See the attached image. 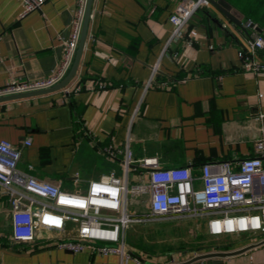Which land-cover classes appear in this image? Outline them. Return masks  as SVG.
<instances>
[{
    "label": "crops",
    "instance_id": "1",
    "mask_svg": "<svg viewBox=\"0 0 264 264\" xmlns=\"http://www.w3.org/2000/svg\"><path fill=\"white\" fill-rule=\"evenodd\" d=\"M181 1L93 0L81 62L65 86L80 83L82 90L68 95L64 87L0 103V140L19 147L20 168L28 171L31 165L38 178L81 192L108 172L83 177L75 166L81 149L104 157L106 167H118L111 170L117 172L120 162L103 149L128 141L135 159L157 156L164 168L190 165L195 173L206 162L254 155L264 135V70L244 66L239 50L247 46V32L209 3L165 51L173 29L170 15ZM226 1L244 21L246 10L262 4ZM76 2L46 0L21 18L20 0H0V86L51 73L62 57ZM174 52L178 58L171 57ZM29 138L32 143L25 146ZM71 233L39 228L34 240L15 241L10 205L0 198V264L121 263L120 255L61 247ZM239 240L241 246L225 251L250 242L244 235ZM167 260L145 258L141 264ZM225 262L264 264V251L255 248ZM124 264L136 263L126 259Z\"/></svg>",
    "mask_w": 264,
    "mask_h": 264
},
{
    "label": "built area",
    "instance_id": "2",
    "mask_svg": "<svg viewBox=\"0 0 264 264\" xmlns=\"http://www.w3.org/2000/svg\"><path fill=\"white\" fill-rule=\"evenodd\" d=\"M45 2L20 0L21 18L40 10ZM87 2L77 0L62 57L51 73L34 80L13 79L0 86V98L45 90L66 78L77 54ZM207 4L208 0H184L176 6L170 15L173 29L165 51L184 37L191 18ZM252 23L250 19L243 22L248 38L239 54L246 69L258 72L264 70V35L255 29L256 23L251 27ZM171 57L178 58L179 52ZM156 71L157 67L153 75ZM64 90L69 95L81 91L82 85L75 83ZM31 143L29 138L24 145ZM103 151L120 162L121 171L105 173L90 181L85 191L73 192L33 175L31 165L28 171L20 168L19 147L0 140V198L10 205L13 239L32 241L39 228H69L71 236L60 242L61 247L74 252L90 248L103 255H120V264L126 259L141 264L127 243V231L134 224L198 220L213 237L246 235L250 240L246 246L256 245L264 251V135L256 141L254 155L237 162H206L199 173L190 165L164 168L157 156L135 159L130 141L124 147L109 145ZM210 252L174 255L164 264H181ZM201 263L207 264H195Z\"/></svg>",
    "mask_w": 264,
    "mask_h": 264
},
{
    "label": "rangeland",
    "instance_id": "3",
    "mask_svg": "<svg viewBox=\"0 0 264 264\" xmlns=\"http://www.w3.org/2000/svg\"><path fill=\"white\" fill-rule=\"evenodd\" d=\"M254 18L263 21L264 11H260V18ZM105 161L104 157L97 156L92 150L81 149L77 154L75 166L79 168L83 177L104 168H107L108 172L113 168L119 170L118 167L108 169ZM244 236L245 241H248L249 237ZM243 242L239 237H213L207 232L205 224L198 220L159 222L152 225L134 224L127 231L129 251L139 255L143 262L144 257L169 259L174 255L191 256L216 250L225 251L237 248Z\"/></svg>",
    "mask_w": 264,
    "mask_h": 264
},
{
    "label": "water",
    "instance_id": "4",
    "mask_svg": "<svg viewBox=\"0 0 264 264\" xmlns=\"http://www.w3.org/2000/svg\"><path fill=\"white\" fill-rule=\"evenodd\" d=\"M210 4H212L214 7H216L225 17L230 19L233 23H235L237 26L243 28V22H244V17L243 15L236 9L233 8V6L226 0H208ZM92 7H93V0H88L87 2V7H86V13H85V19L83 23V28H82V34H81V39L79 42L77 54L74 60V63L72 65V68L69 72V74L66 76V78L60 82L59 84L45 89V90H39V91H33V92H28V93H23V94H17V95H11V96H6V97H1L0 98V103L5 102V101H10V100H15V99H22V98H27V97H33V96H38V95H43L47 93H51L57 90H60L64 88L70 81L75 77L78 67L81 62V57L82 53L85 47V43L87 40L88 36V29H89V22L91 19V14H92ZM255 23L251 24V27H253ZM255 29L260 33L264 35V29L261 28L260 26L256 25ZM256 248V245H249L246 247H243L241 249L235 250V251H216V252H210L204 255H201L197 257L196 259L190 260L183 262L181 264H195L199 261H207V264H226L225 259L246 253L249 250H252Z\"/></svg>",
    "mask_w": 264,
    "mask_h": 264
},
{
    "label": "trees",
    "instance_id": "5",
    "mask_svg": "<svg viewBox=\"0 0 264 264\" xmlns=\"http://www.w3.org/2000/svg\"><path fill=\"white\" fill-rule=\"evenodd\" d=\"M262 4H258V5H253V8L248 9L245 11V14H247V20L250 19L252 20L254 23H256L258 26H260L261 28L264 29V20H255L254 17H259L260 18V11H264V0H261ZM258 18V19H259ZM249 33V31H248Z\"/></svg>",
    "mask_w": 264,
    "mask_h": 264
}]
</instances>
